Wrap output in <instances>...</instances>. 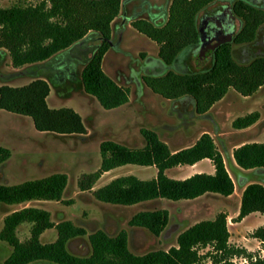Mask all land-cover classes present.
Listing matches in <instances>:
<instances>
[{"label": "trees", "instance_id": "16d2710c", "mask_svg": "<svg viewBox=\"0 0 264 264\" xmlns=\"http://www.w3.org/2000/svg\"><path fill=\"white\" fill-rule=\"evenodd\" d=\"M219 0H171L165 20L154 25L136 21L132 27L154 43L157 57L163 65H173L181 53H188L198 45V19ZM122 0H43L36 6L0 8V52L5 53L13 69L45 63L66 52L77 43L97 42L95 51L86 60L80 74L85 94L93 97L104 110L117 109L128 103V89L118 86L102 70V61L109 50L111 24L119 16ZM241 25L230 43L213 53L208 68L196 72L176 73L142 78L143 84L163 100L192 107V114L207 118L211 108L223 100L229 91L242 98H250L264 86V56H256L245 63L236 61L234 46L252 45L258 31L264 27V10L256 9L242 0L232 7ZM49 84L43 79L18 87L0 86V111L28 118L36 132L60 137H85L87 130L78 113L70 108L51 109L47 105ZM258 114L237 118L234 130H245L254 125ZM144 145L129 148L114 141L99 146L101 163L98 171L80 177L77 187L81 192L91 191L102 174L127 165L154 167L156 177L139 180L125 176L112 180L92 192L93 198L103 204L131 207L156 200L170 202L193 201L205 195L228 199L234 193L233 181L226 170L222 155L209 134H202L189 148L171 152L156 133L142 131ZM9 158V151L0 146V167ZM208 160L214 174H196L185 180H174L165 171L177 166H193ZM234 176L242 189L238 216L234 223L258 213L264 216V142L239 146L232 152ZM254 176L255 180H249ZM249 180V181H248ZM64 174L17 185L0 184V205L12 206L31 201L59 202L67 187ZM169 223L166 210L141 211L128 226L140 228L154 237L165 232ZM30 225V237L20 241L17 229ZM54 228L57 238L43 244L40 236ZM86 232L70 222L53 225L48 212L23 208L3 220L0 242L12 248L3 264H264V258L248 253L243 248L228 244L227 215L220 213L214 220L196 223L176 237L175 246L168 250L152 251L137 256L128 249L124 231L112 237L103 231L88 236L90 253L75 256L68 250L69 242L82 238ZM251 237L264 243V226ZM212 249L206 257L198 249Z\"/></svg>", "mask_w": 264, "mask_h": 264}, {"label": "rangeland", "instance_id": "374dc122", "mask_svg": "<svg viewBox=\"0 0 264 264\" xmlns=\"http://www.w3.org/2000/svg\"><path fill=\"white\" fill-rule=\"evenodd\" d=\"M42 1L0 0V8L33 7ZM161 1L163 0H137L130 3L125 0V5L131 4L132 16L152 20L158 13L155 7L163 5ZM158 3L161 4L158 5ZM263 3L264 0L261 4ZM164 5L165 10L167 3ZM217 5L218 7L226 6V1L219 0ZM143 38L129 37L123 45L130 49L131 57L128 60L131 61V58L136 57L137 60H142V65L139 62L137 66L132 65L133 70L124 71L123 62L113 69L114 65L111 66L110 57L103 64L106 75L117 85L128 89L129 92L128 104L116 112L103 111L104 109L96 101L95 106L92 107L89 100L92 97H85L87 94L83 91L81 84L80 64L75 57L64 54L65 56L60 57L58 62L54 63L55 59L50 62L52 67L49 68L47 77L50 83L48 106L51 109L70 108L78 113L87 128L88 136L85 139L63 138V141L54 139L36 132L28 118L11 120L2 117L6 115L5 113L0 114L2 117L0 118V146L9 151V158L0 167V184L12 186L54 174H64L68 179L67 187L59 202L31 201L20 205H0V230L3 227L4 218L12 212L23 208L41 209L49 213L50 222L53 225L70 222L85 230L84 237L72 240L68 245V250L73 255L83 257L90 253L88 236L96 231H103L112 237L124 231L128 237L129 251L141 256L152 251L168 250L175 246L179 232L196 223L214 220L220 213L227 215V223L229 220V225L232 226L233 218L231 217L237 210L242 189L238 186V176H234L232 168L228 166L227 156H231L233 150L241 145L264 142V86L250 98H242L233 91H229L225 98L213 107L207 119L197 121L194 128L189 127L191 131L197 130L193 139L202 133L209 134L213 139L234 184V193L230 198L224 200L214 195H205L193 201L156 200L131 207L103 204L93 198V191L116 178L134 176L143 181L155 178L157 173L155 168L135 165L123 166L102 174L91 191L81 192L77 187V182L82 175L98 171L101 163L99 146L102 142L114 141L129 148H141L144 145L141 132L152 131L163 140L175 137L173 141L167 142L170 151L182 146L183 142L180 140L179 133L185 127L179 126L182 123L177 117L181 113L180 105L163 100L142 84V77L145 73L154 75L151 70L152 65L144 59L148 55L157 53L156 46ZM0 55V75H2L0 84L6 82L23 85L29 81L28 77L34 72L37 76L44 75L43 71L32 69L26 70L25 75L27 76L23 75V78L19 80L2 79V77L9 76L7 74L11 73L12 68L9 58L5 54ZM255 56H264V29L253 46L247 51L237 52L234 58L240 63H245ZM185 66L189 72H196L199 69L208 68L210 62L202 68H197L192 55L189 54ZM253 113L258 114V120L254 125L240 131L232 128L234 120ZM190 144L191 142L188 145ZM172 176H177L175 169L167 172L168 178ZM255 179L254 176L249 177V180ZM154 210H166L169 214L168 226L161 236L154 237L144 229L128 226L130 219L138 212ZM256 221L257 218L251 216L245 225L236 231L243 233ZM17 236L22 242L27 240L30 237V225H21L17 229ZM56 238L57 232L52 228L41 234L40 241L43 244H49L53 243ZM11 253L12 248L0 242V264H3ZM211 253L210 247L198 249V255L201 257H206ZM233 261L240 264L243 259ZM204 262L209 264V257Z\"/></svg>", "mask_w": 264, "mask_h": 264}, {"label": "crops", "instance_id": "0c3cea01", "mask_svg": "<svg viewBox=\"0 0 264 264\" xmlns=\"http://www.w3.org/2000/svg\"><path fill=\"white\" fill-rule=\"evenodd\" d=\"M127 1H130V3H134V2H136L137 0H127ZM170 1L171 0H166V3H167V8L165 9L166 10V13H167V9H168V6H169V4H170ZM161 3H158V5H160ZM131 5V4H130ZM164 4L162 5V7H155V8H157L156 9V11H158V13L159 12H162V11H164ZM131 6L129 7V8H126V5H125V0H122V2H121V10H120V14H119V16L113 21V23L111 24V38H110V41L113 43V47H111L107 52H106V54H105V56H104V58H103V61H102V70H103V72L105 73V71H104V69H103V64L105 63V61H106V59L107 58H109V61H111L110 63L112 64L111 66H113L114 65V67H113V69L114 68H116V67H118L120 64H122L123 62H124V64H122L123 65V70L124 71H130V70H133V69H131V68H133L132 67V65L134 64V65H138L139 64V62H141V65H142V60H137L136 59V57H134V58H131V61L130 60H128V58H130L131 57V55H130V49H127V48H125L123 45H124V42H125V40H127V38H129V37H135V36H140V37H144V36H142L141 34H139V33H137V32H135V31H133L132 29H130L129 27L130 26H128V24H127V22H128V19H130V17L128 16V13H130L131 12ZM126 14H127V16H126ZM125 16H126V19L127 20H125ZM128 17V18H127ZM165 18H166V14H165V16H164V18L162 19V22L165 20ZM118 20H120V21H118ZM124 21L125 20V23H123V25H121V27L119 26V24H120V22L121 21ZM144 20H146V21H148V22H151L150 20H147V19H144ZM161 22V23H162ZM127 24V27L125 28V25ZM119 33V34H118ZM118 34V36L121 38V42H116L117 40H116V37H117V39H118V36H116ZM143 39H145L147 42H149V43H152L151 41H149L147 38H143ZM152 44H154V43H152ZM155 45V44H154ZM156 46V45H155ZM157 48V47H156ZM68 51V50H67ZM66 51V52H67ZM66 52H63V53H61V54H58V55H56L55 57H53L51 60H49V61H47V62H45V63H41V64H39V65H35V66H30V67H24L25 68V70H24V68H21V69H13L12 67V70H11V73H9V74H7V75H9V76H7V77H2V79H4V78H6L7 80H19V79H21V78H23V75H25V73H26V70H34V69H37V70H42V69H44V68H46V66H47V64L49 63L50 64V62H52V60H56V59H58V58H60L61 56H62V54H63V56H64V54L66 53ZM0 54H5V53H3V52H0ZM1 56V55H0ZM5 56H7L6 54H5ZM148 56H153L154 58H156L157 60H159L158 59V57H157V53H156V55H148ZM8 57V56H7ZM112 57L114 58V59H112ZM124 57V58H123ZM9 58V57H8ZM146 58H148V57H145V59H144V61H146ZM125 62H127V63H125ZM119 63V64H118ZM9 64H10V61H9ZM11 66V65H10ZM126 68V69H125ZM165 68H167V67H165ZM23 70V71H22ZM82 70V69H81ZM123 72V71H122ZM30 74V73H29ZM106 74V73H105ZM2 75H0V77H1ZM25 76H27V75H25ZM28 79H29V81L27 82V83H25V84H23V85H26V84H28V83H30V82H32L33 80H35V79H43V80H45L48 84H50L49 83V79L45 76V75H38L37 76V73H33L32 75H30L29 77H28ZM1 85H7V86H11V87H18V86H23V85H15V84H12V83H6V82H4L3 84H0V86ZM119 86V85H118ZM139 86V85H138ZM121 87V86H120ZM147 88V87H146ZM82 94V93H81ZM82 96H83V94H82ZM87 96H89V95H86L85 97L86 98H89V97H87ZM49 97V96H48ZM48 97H47V100H46V102H47V105H48ZM89 100H90V104L92 105V107H94L95 106V99L92 97V98H89ZM94 102V103H92V101ZM128 101H129V98H128ZM166 101V100H165ZM97 102V101H96ZM167 102H169V101H167ZM88 103H89V101H88ZM128 104V103H127ZM127 104H125V105H123V106H121V107H119V108H117V109H113V110H103V111H107V112H116L117 110H120L121 108H123V107H125ZM178 105H180V107H181V113H179L180 115H185V116H187V117H191V118H189V119H192V122L193 123H189L188 125H186L185 126V128H182V130L180 131L181 133H179V136H181V141L183 142L182 143V146H181V148H178V149H174V150H172L171 152H176V151H178V150H181V149H185V148H189V147H191L197 140H198V138L201 136H198V137H195V139H193L194 138V135H195V133H197V130H195V131H191L192 129L191 128H189V127H195V124H196V122L197 121H200V120H202V119H207V118H202V117H198V116H195V115H193L192 114V107H190L189 105L188 106H183L182 104H180V103H177ZM94 105V106H93ZM97 106V105H96ZM215 106V105H214ZM213 106V107H214ZM101 107V106H100ZM213 107L211 108V110H210V112L212 111V109H213ZM3 113H5V112H2V111H0V114H3ZM6 115H2V117L4 116V117H7V118H9V119H11V120H14V119H16V120H18L19 118H22V120H23V117H21V116H16V115H12V114H9V113H5ZM210 114V113H209ZM2 117H0V118H2ZM81 117V116H80ZM209 117V116H208ZM81 119H82V122H83V118L81 117ZM19 120H21V119H19ZM180 127H182V126H180ZM86 128V127H85ZM86 130H87V128H86ZM175 134V133H174ZM174 134H171V135H174ZM202 134H204V133H202ZM45 136H51L52 138H54V139H58V140H62L63 141V138H70V139H73V138H76V139H79V140H81V139H85L87 136H88V133H87V135L85 136V137H83V138H81V137H60V136H56V135H51V134H44ZM159 137V139L162 141V142H164L167 146H168V143L167 142H169V141H173V139H175V137H173V138H171V137H169L167 140H163V138H161L160 136H158ZM37 139V138H36ZM192 139H193V141H192ZM32 140V139H31ZM191 142V144L190 145H188L189 143ZM118 143V142H117ZM119 144H121V143H119ZM169 148V147H168ZM238 148V147H237ZM225 153V152H224ZM226 155V154H225ZM227 156V155H226ZM208 162V163H207ZM227 162H228V166L230 167V168H232V173L234 172V170H233V167H235V164H234V162H233V160H232V154H231V156L230 155H228L227 156ZM224 163H225V161H224ZM211 163H210V161H208V160H202V161H200V162H198V163H196V164H194L193 166H177V167H174V168H172V169H175L176 171H177V176H172L171 177V179H174V180H185V179H187V178H190L191 176H194V175H196V174H208V175H213L214 174V168H213V166H212V164L210 165ZM226 166V165H225ZM154 168V167H153ZM172 169H169V170H172ZM169 170H166L165 171V175L167 176V172L169 171ZM226 170H227V166H226ZM112 171V170H111ZM110 172V171H109ZM157 172V171H156ZM227 172H228V170H227ZM157 174V173H156ZM228 174H229V172H228ZM230 175V174H229ZM156 177V176H155ZM231 177V176H230ZM154 179V178H153ZM249 181V180H248ZM264 185V184H263ZM230 198V197H229ZM241 199V198H240ZM240 199L238 200V205H237V210H236V212L234 213V215H233V217H231V218H233V224H231L232 226H230L229 224H230V222H229V220H228V223H227V230H228V232H229V240H228V244L229 245H231V246H235V247H238V248H243V249H245L248 253H256L257 255H258V257H260V258H264V243H262V242H260V241H258V240H256V239H253L252 237H251V235H252V233L256 230V229H258L259 227H262V226H264V216H261L260 214H258V213H254V214H251V215H249V216H247V217H245L241 222H239V223H234V219H236V217L238 216V211H239V207H240ZM225 200V199H224ZM251 216H253V217H255V218H257V221L255 222V224L253 225V226H251L249 229H247L246 231H244L243 233H241L240 231H236L238 228H240L241 226H244L245 225V223L247 222V220H248V218L249 217H251Z\"/></svg>", "mask_w": 264, "mask_h": 264}, {"label": "flooded vegetation", "instance_id": "af4514ba", "mask_svg": "<svg viewBox=\"0 0 264 264\" xmlns=\"http://www.w3.org/2000/svg\"><path fill=\"white\" fill-rule=\"evenodd\" d=\"M226 1V6H223L222 9L226 10V16H227V19L228 21L232 24L233 26V30H234V33L236 32V30L240 27L241 25V22H240V19L235 17V15L233 14L232 12V7H233V4L236 0H225ZM243 2H245L246 4L256 8V9H263L264 10V3L261 4L262 0H242ZM162 4H165L166 3V0H163L161 1ZM131 5H126V8H129ZM165 10L162 11V12H159L156 14V17H154L152 20H150L151 22L149 23H152L154 25H158L162 22V19L164 18L165 16ZM228 14V15H227ZM205 15V11L203 13V15L201 14V16L199 17L198 19V25L201 21V19L203 18V16ZM213 15V14H212ZM210 15V17L212 16ZM127 16V14H126ZM126 16H125V20L126 19ZM128 16L130 17V19H128V26H130L129 28L132 29L133 31L136 32V30L132 27V24L136 21H146L144 20V18H141V16H132V13H128ZM128 18V17H127ZM125 20L121 21L119 26L121 27V25H123V23H125ZM148 22V21H147ZM127 24L125 25V28L127 27ZM264 29L261 28L258 33H257V38L255 40V42L252 44V45H248V46H243V45H239V46H234L233 49H232V53H233V56L235 57L236 56V53L239 52V51H247L251 46H253L257 40H258V37L261 33V31ZM138 33V32H137ZM119 34V33H118ZM118 34L116 36H118ZM234 35V34H233ZM116 42H121V38L118 36V39L116 37ZM97 47V44L95 42H91V43H84V42H81V43H77L75 46H73L71 49H69L65 55H71L72 57H75L78 62H79V66H80V69L83 68V66L85 65V62L86 60L89 58V56L95 51ZM109 47H113V43L111 42V44L109 45ZM109 48V49H110ZM198 50V45L195 49H193L192 51L188 52V53H181L177 59V61L171 65L170 67H167L165 68L166 66L163 65V63H161V61L157 60L156 58H154L153 56H146L148 58H146V62L148 64H151V70L153 71L154 75L153 74H149V73H145L143 77L145 76H151V77H155V76H159V75H163L165 74L167 71L171 70V71H174L176 73H180V74H183V73H189L188 71V68L185 66L186 64V59L188 57L189 54L192 55L193 57V60H194V55L195 53L197 52ZM64 55V56H65ZM63 56V54H62ZM61 56V57H62ZM212 56L213 54L211 55V58L209 59L208 62L211 61L212 59ZM256 57V56H255ZM253 58V57H252ZM60 58L56 59L54 63L58 62ZM251 59V58H250ZM194 64H195V61H194ZM51 64L50 65H47L46 68L42 69L41 71L42 74H44L46 77H48V72H49V68H51ZM200 70V69H199ZM165 71V72H164ZM162 73V74H161ZM50 75V74H49ZM142 77V78H143ZM143 84V82H142ZM144 85V84H143ZM145 86V85H144ZM148 89V88H147ZM179 117V120L182 122L179 126H182V127H185L186 125H188L189 123H193L192 122V119H189L191 117H187L185 115H180L178 114ZM217 131V130H216Z\"/></svg>", "mask_w": 264, "mask_h": 264}, {"label": "water", "instance_id": "95a60500", "mask_svg": "<svg viewBox=\"0 0 264 264\" xmlns=\"http://www.w3.org/2000/svg\"><path fill=\"white\" fill-rule=\"evenodd\" d=\"M225 12L222 7H218L217 2L205 10L198 25V50L194 55L197 68L205 66L216 49L232 41L234 30ZM108 43L110 45L111 41Z\"/></svg>", "mask_w": 264, "mask_h": 264}, {"label": "built area", "instance_id": "2783aa9c", "mask_svg": "<svg viewBox=\"0 0 264 264\" xmlns=\"http://www.w3.org/2000/svg\"><path fill=\"white\" fill-rule=\"evenodd\" d=\"M246 263V261L245 260H243V262L242 263H240V264H245Z\"/></svg>", "mask_w": 264, "mask_h": 264}]
</instances>
